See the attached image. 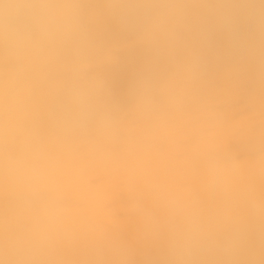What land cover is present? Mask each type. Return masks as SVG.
Here are the masks:
<instances>
[{"label":"clouds","instance_id":"obj_1","mask_svg":"<svg viewBox=\"0 0 264 264\" xmlns=\"http://www.w3.org/2000/svg\"><path fill=\"white\" fill-rule=\"evenodd\" d=\"M0 264H264V0H0Z\"/></svg>","mask_w":264,"mask_h":264}]
</instances>
